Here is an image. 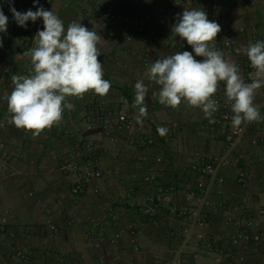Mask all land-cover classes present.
Returning a JSON list of instances; mask_svg holds the SVG:
<instances>
[{"label": "crops", "instance_id": "1", "mask_svg": "<svg viewBox=\"0 0 264 264\" xmlns=\"http://www.w3.org/2000/svg\"><path fill=\"white\" fill-rule=\"evenodd\" d=\"M122 1L55 0L47 9L63 20L65 28L76 21L101 35L98 59L111 89L104 97L88 93L83 99L70 98L75 110L66 109L62 122L39 136L23 134L14 125L0 128V140L13 153L12 159L0 161V264H170L181 246L185 219L164 206L154 217H147L142 207L132 205V199L143 200L158 185L172 184L176 188L173 204L178 208L187 205L198 179L191 168L195 153H222L229 127L210 123L199 108L183 102L177 109L161 105L153 96L159 86L144 76L156 59L191 52L186 41L171 33L177 14L184 9L171 12L165 0H142L154 8L150 20L141 14L137 25L127 26L122 16L106 21L104 11L120 10ZM37 3L12 0L11 6L24 13L36 11ZM0 7L8 17L7 31L0 33V64L2 59L20 62L24 42L43 30V21H28L26 28L20 27L6 0H0ZM186 8L203 9L213 21L234 31L238 47L251 43L249 34L264 38V0H190ZM241 28L245 34L238 33ZM129 31H133L130 41L126 39ZM141 79L149 89L145 99L148 116L143 126L135 121L131 140L117 115L125 111L135 117L134 85ZM12 87L0 86V97ZM254 102L263 103V87ZM0 112L10 115L3 99ZM158 126L167 133L159 135ZM261 134L264 121L254 122L235 152L237 158L247 148L248 158L222 169L225 181L212 193L197 228L207 235V241L227 246L234 223L257 216L256 208L264 206V145H251V139ZM148 139L154 143L148 144ZM158 158L163 159L161 163ZM72 161L103 170L100 193L94 192L92 184L78 194L72 192L78 177L63 169ZM240 167L249 171L244 184L237 181ZM150 175L154 179L147 183L145 177ZM259 219L262 241L244 254V261L239 260V249L207 252L194 237L184 249L181 264H264V216ZM132 229L137 232L135 239L130 235ZM119 230L123 231L116 238Z\"/></svg>", "mask_w": 264, "mask_h": 264}, {"label": "clouds", "instance_id": "2", "mask_svg": "<svg viewBox=\"0 0 264 264\" xmlns=\"http://www.w3.org/2000/svg\"><path fill=\"white\" fill-rule=\"evenodd\" d=\"M6 2L18 26L26 28L28 21H43V30L34 36V46L23 52L29 60L27 74H14L11 92L0 97L7 102L8 122L36 137L58 126L66 109L75 110L70 98L83 99L88 93L104 97L110 92L111 82L104 78L103 63L98 59L102 53L98 47L101 35L76 21L65 28L56 13L42 6L36 11L29 9L21 13L11 6L12 0ZM7 25L8 17L0 7V33L7 31ZM220 32L221 25L209 20L203 9L184 8L182 14H177L171 33L186 41L192 51L158 58L147 68L144 76L159 86L153 96L158 97L161 105L172 109H177L182 102L199 108L210 123H215L212 117L219 104L214 97L223 82L234 128L264 121L261 106L254 102L257 90L264 87V41L235 50L246 55L254 70L249 73L250 82H246L239 66L214 48L213 42ZM134 90L132 107L137 109L134 118L143 126L148 116L145 99L149 89L141 79L135 83ZM167 131L157 127L161 136Z\"/></svg>", "mask_w": 264, "mask_h": 264}, {"label": "built area", "instance_id": "3", "mask_svg": "<svg viewBox=\"0 0 264 264\" xmlns=\"http://www.w3.org/2000/svg\"><path fill=\"white\" fill-rule=\"evenodd\" d=\"M84 1V0H81ZM190 0H165L169 5V11L176 12L180 9H184L188 6ZM55 0H39L38 7L48 9ZM154 8L151 4L143 3L142 0H123L120 5V10L107 9L104 11V18L106 21L116 20L119 16H122L127 26L137 25L138 19L141 14L148 15V20L153 17ZM207 13V12H206ZM209 20H212L209 13H207ZM213 21V20H212ZM239 34H245L244 28L239 29ZM133 31H129L126 34L127 40H132ZM248 38L251 43L256 41H264V38L256 35L249 34ZM34 46V38L27 39L22 47L20 62L19 61L4 62L1 60L0 64V86L3 88H9L12 85L11 77L14 74L25 75L28 72L29 60L23 55V52ZM215 49H218L224 53L225 59L230 60L231 58L236 59L235 63L239 66L240 72L243 76H247L250 82L249 73L254 70L250 67V61L246 56L238 58L237 52L238 39L234 31H229L221 26V32L217 36V40L213 42ZM191 49V47H190ZM192 51V49H191ZM2 56V55H0ZM224 84L221 82L220 89L215 95V99L218 101L219 108L213 114L215 124L218 126H228L224 139V149L219 155H207L205 153L197 152L194 155L192 161V171H194L198 179L196 180L195 187L188 195V204L182 207H176L173 204V194L176 192V188L172 184L158 185L152 195L143 200L132 199V205L142 207V212L147 217H154L157 215L158 209L161 206L167 207L170 213L179 216L187 221L181 231L182 243L179 249H177L170 261V264H181L183 259L184 249L193 240L194 237L200 241L207 252L222 253L230 249H239L241 255L239 256L240 261H244V254L251 251L252 249L259 246L262 241L261 221L260 216H264V206L260 205L256 208L255 217L245 219L243 222H235V227L232 228L228 235V245H220L214 241H207V235L204 232L198 231V226L205 217L204 209L210 203V198L216 187L224 183V177L221 175V171L224 168L238 166V161L242 158L247 159L249 156V150L243 149L239 156L235 158V152L237 147L242 143L243 137L248 133L249 129L252 128L253 123L244 125L242 124L239 128L232 126L231 118L233 113L230 105L226 103L224 96ZM260 107V112L264 114V87H263V103ZM109 115H112L110 112ZM9 116H4L0 112V128L7 126H13L8 122ZM118 120L124 124L125 128L129 130L131 134L130 139H133L134 132L136 131L135 119L129 117L125 111H120L117 115ZM22 133L26 134L28 131L22 129ZM148 144H153L154 139H148ZM251 145L258 146L264 145V135H256L251 139ZM84 146H88L85 144ZM13 153L7 149L4 141L0 140V161L12 159ZM162 158H158L159 163L162 162ZM63 169L68 173H72L78 177L76 180L72 192L78 194L83 191L88 184L93 185L95 193H100V181L103 177V170L98 168L96 165L82 166L77 161L66 163ZM249 178V171L246 167H240L238 171L237 181L244 184ZM154 179L153 175L145 177L147 183H152ZM122 200H120L121 202ZM119 202V201H118ZM123 230H119L116 233V238H119L120 233ZM52 236L54 233L51 234ZM130 235L133 239L136 238L137 232L135 229L130 231ZM91 237V233H89ZM93 239V237H91ZM115 238V239H116ZM19 256L23 259H27L23 252H19Z\"/></svg>", "mask_w": 264, "mask_h": 264}]
</instances>
